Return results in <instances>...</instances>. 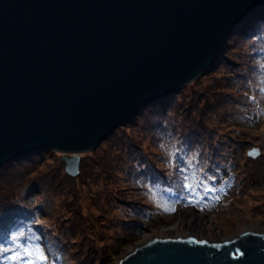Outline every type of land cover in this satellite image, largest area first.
Returning a JSON list of instances; mask_svg holds the SVG:
<instances>
[{
  "label": "rangeland",
  "instance_id": "rangeland-1",
  "mask_svg": "<svg viewBox=\"0 0 264 264\" xmlns=\"http://www.w3.org/2000/svg\"><path fill=\"white\" fill-rule=\"evenodd\" d=\"M250 23L213 69L81 153L78 176L52 149L6 162L0 264H119L155 238L264 233V10Z\"/></svg>",
  "mask_w": 264,
  "mask_h": 264
},
{
  "label": "water",
  "instance_id": "water-1",
  "mask_svg": "<svg viewBox=\"0 0 264 264\" xmlns=\"http://www.w3.org/2000/svg\"><path fill=\"white\" fill-rule=\"evenodd\" d=\"M262 10L264 0H0V168L52 149L78 176L81 153L213 69ZM119 264H264V233L155 238Z\"/></svg>",
  "mask_w": 264,
  "mask_h": 264
},
{
  "label": "bare ground",
  "instance_id": "bare-ground-1",
  "mask_svg": "<svg viewBox=\"0 0 264 264\" xmlns=\"http://www.w3.org/2000/svg\"><path fill=\"white\" fill-rule=\"evenodd\" d=\"M197 220V219H196ZM193 221L191 224H189L187 227L191 230V231H194L195 229H199L200 228V225H201V222L200 221ZM176 230H178V228H171V229H168L167 231L171 232V233H174ZM192 236V235H191ZM190 237V236H189Z\"/></svg>",
  "mask_w": 264,
  "mask_h": 264
},
{
  "label": "trees",
  "instance_id": "trees-1",
  "mask_svg": "<svg viewBox=\"0 0 264 264\" xmlns=\"http://www.w3.org/2000/svg\"><path fill=\"white\" fill-rule=\"evenodd\" d=\"M246 24H249V23H246ZM246 24H244V25H246ZM251 24V23H250ZM242 27L240 26L232 35H230V37L231 36H233V35H236V34H240V33H242V32H240ZM242 31H243V29H242ZM230 37L228 38V41H229V39H230ZM228 41L226 42V44H225V47H224V50L223 51H225V49H226V47H227V44H228ZM25 160V159H24ZM3 264V263H2Z\"/></svg>",
  "mask_w": 264,
  "mask_h": 264
},
{
  "label": "snow or ice",
  "instance_id": "snow-or-ice-1",
  "mask_svg": "<svg viewBox=\"0 0 264 264\" xmlns=\"http://www.w3.org/2000/svg\"><path fill=\"white\" fill-rule=\"evenodd\" d=\"M189 187H191V186L189 185ZM206 191H207V189H206ZM217 199H219V197H217ZM190 202H191V201H190ZM197 203H198V201H197ZM165 210H166V211H174L173 208H166ZM40 258H41V260L44 259L43 256H41Z\"/></svg>",
  "mask_w": 264,
  "mask_h": 264
}]
</instances>
